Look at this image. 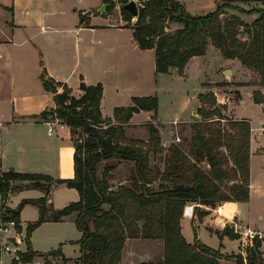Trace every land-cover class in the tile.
I'll return each instance as SVG.
<instances>
[{"label":"trees","instance_id":"1","mask_svg":"<svg viewBox=\"0 0 264 264\" xmlns=\"http://www.w3.org/2000/svg\"><path fill=\"white\" fill-rule=\"evenodd\" d=\"M250 1L226 0L218 3L214 11L199 15L192 14L180 0H139V14L133 25V16L124 6L128 0H120V5L129 22L127 25L134 28L139 46L156 50L157 73L169 72L175 67L183 72L191 57L206 54L209 44H213L224 57L237 58L254 71L260 79L258 84L264 86V0L262 6L252 8L239 4ZM103 2L109 9L117 5L113 0ZM229 10L257 14V17L253 22H247L240 14H230ZM172 23L180 27L172 30ZM42 80L45 88L54 93L56 104L43 116L48 119L51 115L52 119L57 118L68 125L74 137L75 176L54 180L43 173L4 171L0 165L1 208H6L2 220H15L21 230L23 207L32 203L40 210L39 218L27 227V250L19 251L11 264L32 262L36 256L65 258L61 248L46 253L35 250L31 236L43 222L61 221L73 213H76V226L82 232L79 240L72 241L80 244V264H119L129 237L164 241L162 260L141 264H221L220 259L231 258L203 243L196 224L195 240L188 242L182 232L181 220L188 203L197 204L194 215L202 219L207 211L199 204L213 207L227 200H249L251 122L248 119H233L223 113L227 107L217 103L214 93H202V105L198 109L202 118L192 124L189 153L174 146L163 160L165 169L154 172L150 165V146L144 149L145 141L129 139L125 126L141 110L158 113L157 95L133 97L132 105L116 107L113 117L105 118L101 110L102 83L88 85L82 82L84 93L75 96L67 84L47 77L46 73ZM59 86H63L62 92H59ZM253 96L255 102H264L262 91L255 90ZM148 127L149 145L162 151L160 130L151 122ZM109 158L134 162L129 185L113 189L107 177L99 176L100 163ZM205 161L208 167L201 165ZM156 180L161 181L157 190L152 187ZM231 180L234 183L230 185ZM54 183L76 188L80 199L54 209L49 219L47 200ZM25 186L40 188L46 194L40 198H25L16 208L9 207L11 194ZM140 220H144L142 226ZM217 234L221 238L225 235L233 239L239 237L230 226L218 230ZM261 241L255 239L254 246L247 249L248 264H264ZM243 262V255H238L236 264ZM48 263L46 260L45 264Z\"/></svg>","mask_w":264,"mask_h":264},{"label":"crops","instance_id":"2","mask_svg":"<svg viewBox=\"0 0 264 264\" xmlns=\"http://www.w3.org/2000/svg\"><path fill=\"white\" fill-rule=\"evenodd\" d=\"M180 1L190 9L187 0ZM215 1L217 7L221 0ZM102 5L103 0H0V121L4 123L0 130L2 170L43 173L54 180L75 176V141L70 127L60 123L51 134L48 121L52 116L49 115L48 119L43 116L45 111L56 105L54 93L44 86L43 73L67 84L75 96L84 93L82 82L88 85L102 83L101 110L105 118L113 117L116 107L132 105L133 97L158 96V78L181 81L186 85L194 80L198 83V92L190 111L191 119L182 116L164 118L159 98L158 113L149 110L135 113L125 126L126 132L154 119L162 124V129L163 126L183 121L191 129L192 124L201 118L198 109L202 105V93H214L217 103L227 107L223 113L251 122L249 200H227L213 207L201 205L207 211L202 219L194 214H184L181 220L182 232L188 242L195 240L196 224L203 243L226 255L232 252L242 255L239 237L233 239L225 235L221 238L217 231H223L226 226L232 228L233 221H237L264 234V161L255 158H264V146H254L255 131L264 132V102H255L253 96L255 90L264 93V86L258 84L259 76L239 59L224 57L213 44H209L206 54L191 57L183 72L178 69V73H175L172 68L169 72L157 73L156 50L139 46L134 28L126 24L129 22L124 18L120 5H117V15L104 14L99 10ZM229 13L240 14L247 22H253L257 17V14H241L233 10H229ZM178 27L180 25L176 23L171 24L172 30ZM225 87L231 90L219 89ZM58 90L62 92L63 86H59ZM249 100L262 107L259 124H255L249 116L239 114L243 106H248ZM140 115L146 118L139 120L137 117ZM166 135L163 137L165 146L168 144ZM257 165L261 178L256 180L254 170ZM45 194L40 188L25 186L12 193L7 204L16 208L25 198H40ZM79 199L76 188L54 183L48 195L47 216L50 219L54 209H61ZM1 207L0 195V224L3 222ZM29 211L33 215L30 219L25 216ZM39 215L37 205L26 204L21 211L20 231L23 233L24 226L27 228ZM75 218L76 213H73L61 221L47 220L37 230L46 224L61 225L67 219L75 222ZM185 224L189 226L187 232ZM14 235L15 232L11 230L0 236V264H11L18 257L17 254L1 251L2 243ZM24 237L22 234V251L27 250L21 247L25 242ZM71 240L66 238L64 247ZM31 242L35 250L47 252L35 246L34 234ZM262 245L264 248L261 243V250ZM64 256L49 257L48 264H73L80 258L81 251L77 257H68L66 253ZM41 257L36 256L32 262L20 261L18 264H45ZM220 262L236 264V258H222ZM243 264L248 263L244 261Z\"/></svg>","mask_w":264,"mask_h":264},{"label":"rangeland","instance_id":"3","mask_svg":"<svg viewBox=\"0 0 264 264\" xmlns=\"http://www.w3.org/2000/svg\"><path fill=\"white\" fill-rule=\"evenodd\" d=\"M113 1H115L117 5H120V0H113ZM222 1L224 2L226 0H221V2ZM187 2L190 7L189 10L193 13L200 12V14L201 13L207 14L215 10L216 8L215 0H187ZM239 4L245 8H252L263 5L262 0H251L250 2H240ZM103 5H105L104 10L102 11L104 14L113 13L114 15H117V10H119V8H117V5L113 9H109V6H107V4L104 2ZM101 7L99 8V10L101 9ZM120 9H121V5H120ZM114 19L116 18L114 17ZM135 19H137V17L132 18L131 24ZM157 89H158L157 90L158 99L160 98L161 101V111L164 114V118L173 119L177 116H182L183 118H189V119L192 118V116L190 115V111L195 102V94L198 92V83L196 81L193 80L192 82H189L188 85H186L181 81L158 78ZM219 89L221 90L223 89L227 91L231 90L230 87L219 88ZM261 112H262V107H260V105H254V103L251 102V100H249L248 106H243L239 110V114L242 113V115L249 116L250 118H252V121L255 124L256 122L257 124H259L261 118ZM144 116L145 115H140L137 118L139 120L141 119L143 120L146 118ZM201 118L199 120H201ZM50 119H52V117H50ZM149 122L153 123L160 130L161 147H163L162 151H157V146L149 145L150 143H148L150 140V132L148 127ZM225 127L228 128V126ZM163 131L167 133L166 135L167 137L166 140H168L167 146L163 144V137L166 134V133L163 134ZM125 133L129 139H142L143 141H145L146 145L144 149H147L150 146V165L153 171L157 172L158 169H162V170L165 169L163 160H165L166 156L169 155L170 149H173L174 146L179 147L185 153H189L193 128L191 127L190 129L188 123L183 121V122L173 123L171 125H166V127L163 126L162 129V124L157 122V119L156 120L154 119V121H148L147 123L139 125L138 128L136 127V129L129 130L128 132ZM78 137L79 136L76 135V138ZM255 137L256 140H254V146H257V144L264 146V132L263 131L259 132V130L257 129L255 131ZM257 157L258 159H261L262 162L264 161V158H261L260 156H256L255 158ZM257 163L259 165L258 160ZM201 165L203 166L205 165L208 167V162L205 161ZM258 165L255 167L254 170V177L256 180L261 178V172ZM109 167L110 170H107V168ZM133 167H134V162L128 160H120L118 158L105 159L99 165V176L107 177L109 179V184L111 188L117 189L120 185H129V177L131 175ZM187 173L190 174V172ZM160 183L161 181L156 180L152 184V187H154V189L156 190L160 189L159 187ZM191 204L193 203H188L186 207L190 206ZM202 209L206 210L204 208ZM25 216L28 219H30L33 215L29 211L28 213H26ZM143 223L144 220L139 221V224L141 226L143 225ZM37 228L36 231L34 230L32 233L34 234V244L36 247L41 248L47 252L61 248L63 253L64 254L66 253L68 257H77L80 255V244L72 241L79 240L81 238V232L77 228L75 222L72 219H67L66 222L62 223L61 225L46 224L42 226V228H40L39 230H37ZM188 229L189 226L185 224V231L187 232ZM18 230L20 231V229ZM22 231H23L22 234L25 236L24 237L25 242L21 245V247L23 249H27L28 246L26 243L27 228H25L24 226V230ZM66 238L72 240L68 242L64 247V240ZM246 247L247 250L249 247L252 246L247 245ZM260 253L262 255V258H264L263 245H262V250L260 249ZM163 254H164L163 239L146 238V237H129L126 239L125 247L122 253V260L119 264H141L142 262L156 263L162 260ZM238 255L240 254L232 252L231 254H227L226 256L231 258H236L238 257ZM43 257L44 256H42L41 259L44 262L46 260H49V257L57 258L54 256H46L44 258ZM144 259H148V260L144 261ZM73 264H80V260L79 259L77 261L75 260Z\"/></svg>","mask_w":264,"mask_h":264},{"label":"built area","instance_id":"4","mask_svg":"<svg viewBox=\"0 0 264 264\" xmlns=\"http://www.w3.org/2000/svg\"><path fill=\"white\" fill-rule=\"evenodd\" d=\"M60 122L57 118L51 119L48 121V130L49 133H54L56 129V125H59ZM62 124V123H61ZM4 126V123L0 121V130ZM1 153H2V148H1V142H0V161H1ZM197 204H191L190 206H187L185 209V215H190L193 216L194 214V207ZM200 206L202 204H199ZM188 208H190V212H188ZM6 208L3 207L1 208V212H5ZM232 228L234 232L239 234V239L241 241L242 245V255L244 258V261L247 262V250L246 246H254L255 239H260L262 240V243L264 244V234L261 231H257L256 229L250 227V226H245L242 225L241 223L237 221H233L232 223ZM13 230L15 232L14 236H10L7 238V241L2 243L1 251L6 252V253H13V254H18L19 251H22L20 248V243L22 241V232L18 230L17 228V222L15 220H8V221H3L0 224V236L3 237L5 233Z\"/></svg>","mask_w":264,"mask_h":264},{"label":"water","instance_id":"5","mask_svg":"<svg viewBox=\"0 0 264 264\" xmlns=\"http://www.w3.org/2000/svg\"><path fill=\"white\" fill-rule=\"evenodd\" d=\"M124 6L130 12V14L133 17H137L138 16V14H139V5H138L136 0H129ZM104 8H105V5H102L100 10L103 11ZM168 29L169 28H166V30H168ZM173 70H174L175 73H178V68L177 67H175Z\"/></svg>","mask_w":264,"mask_h":264},{"label":"bare ground","instance_id":"6","mask_svg":"<svg viewBox=\"0 0 264 264\" xmlns=\"http://www.w3.org/2000/svg\"><path fill=\"white\" fill-rule=\"evenodd\" d=\"M188 212H190V208H188Z\"/></svg>","mask_w":264,"mask_h":264}]
</instances>
